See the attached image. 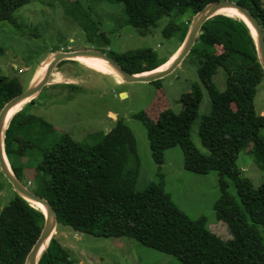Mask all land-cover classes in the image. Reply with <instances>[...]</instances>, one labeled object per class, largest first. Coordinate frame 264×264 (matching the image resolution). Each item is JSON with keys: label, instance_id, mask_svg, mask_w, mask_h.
<instances>
[{"label": "trees", "instance_id": "1", "mask_svg": "<svg viewBox=\"0 0 264 264\" xmlns=\"http://www.w3.org/2000/svg\"><path fill=\"white\" fill-rule=\"evenodd\" d=\"M29 0H0V21L16 24L15 10ZM121 3L124 23L140 35L148 34L160 18H170L162 33H179V44L160 60L148 47L122 53L106 52L130 73L164 63L183 41L192 16L207 3L218 0H106ZM257 18L264 36L262 0H234ZM184 16L181 21L178 18ZM102 51V50H101ZM1 52V49H0ZM187 56L193 57L200 83L207 91L210 112L198 123V136L206 152L192 143L190 128L198 117L200 86L191 85L180 112L166 108L155 121L144 111L134 114L146 128L150 154L161 165L165 148L179 146L183 167L199 174L217 171L219 197L213 203L217 220L231 237L222 240L207 227L203 216L192 219L164 189V177L136 188L139 159L135 139L122 119L95 142H80L67 131H58L43 117L26 113L23 105L8 120L4 149L16 176L52 205L58 224L103 237H129L140 244L172 255L181 264H264V181L254 187L236 165L241 148L252 143L256 163L264 169V115L253 108L256 86L264 71L246 24L235 16L216 14L206 19ZM186 56V57H187ZM79 65L74 60H62ZM94 68L104 74L103 70ZM218 68L225 73V89L213 82ZM60 79L57 78V81ZM157 80L151 83L157 84ZM75 86L73 83H67ZM25 87L16 77L0 75V109ZM0 174L2 175L1 171ZM30 177V178H29ZM232 183L235 194L229 193ZM2 183L0 182V190ZM43 213L14 193L0 208V264H24L37 239ZM37 264H76L68 250L53 236Z\"/></svg>", "mask_w": 264, "mask_h": 264}, {"label": "rangeland", "instance_id": "2", "mask_svg": "<svg viewBox=\"0 0 264 264\" xmlns=\"http://www.w3.org/2000/svg\"><path fill=\"white\" fill-rule=\"evenodd\" d=\"M262 3L264 5V0ZM13 16L16 17L14 25L0 21V75L16 77L25 88L34 78L36 68L55 50L95 48L122 53L148 47L162 60L180 39L178 32L169 37L163 35L162 29L170 20L166 16L160 18L148 34L140 35L124 23L121 3L106 0H29L15 10ZM178 19L183 21L184 16ZM186 56L173 71L158 79L157 84L118 83L110 72L97 67L108 73L104 74L82 64L86 62L72 59L79 65L72 62L56 65L48 84L34 97L33 103L25 105V111L43 117L58 131H67L80 142H95L100 133L112 128L116 119H122L135 139L139 159L136 188H143L151 181L158 182V174H163L164 189L175 205L192 219L205 217L208 229L227 240L231 237L230 232L224 222L217 220L213 209V203L219 197L217 171L199 174L186 170L179 146L165 148L163 163L156 164L150 154L146 128L134 117L137 112L144 111L155 121L158 113L166 108L180 112L189 101H184L183 96L196 83L200 86L201 100L198 117L189 134L194 146L200 152H206L198 136V123L202 115L210 112V101L198 79L193 57ZM213 82L218 90L225 89L222 68L217 69ZM253 108L257 114L264 115V78L256 86ZM259 135L264 137V128L259 130ZM251 147L249 142L241 148L235 162L256 187L264 181V169L256 163ZM0 182L1 208L14 197L15 191L3 174H0ZM26 185L33 186L30 182ZM227 190L235 194L231 182ZM53 236L68 250L76 264H181L172 255L129 237L94 236L75 231L65 224H58Z\"/></svg>", "mask_w": 264, "mask_h": 264}, {"label": "water", "instance_id": "3", "mask_svg": "<svg viewBox=\"0 0 264 264\" xmlns=\"http://www.w3.org/2000/svg\"><path fill=\"white\" fill-rule=\"evenodd\" d=\"M221 9L234 10L238 15L235 17L241 19L246 24L254 41L257 61L264 71V36L263 30L257 18L246 7L234 0H218L207 3L203 8H201L192 16L183 41L173 53V55L175 54L173 59H171L168 65L163 69L159 70L156 69V67L150 70H145L143 72L130 73L112 57L107 55L105 52L95 48L55 50L52 52L51 57L47 61L46 68L42 77L34 83L30 82L23 91L12 97L2 106V108L0 109V171L5 179L10 183L16 194L28 201L33 207H36L33 203L39 205L40 208H36H38L43 213L42 228L37 239L28 251L24 260V264H37L40 255L42 254L43 250L46 249L50 239L55 233L57 219L55 211L50 202L44 197L31 191V189H29L27 185H25L16 176L7 160L4 149V131L6 129L9 118L12 116L8 115L9 110L22 101H26L23 104L25 105L26 103L34 99V97L40 92L43 86L48 84L49 77L58 62L62 60H72L79 55L93 56L103 59L121 78V83L151 82L153 80L160 79L164 75L173 71L189 53L192 45L195 42L196 35L202 23L213 15L224 14L220 12ZM252 28L255 31L254 33L252 32Z\"/></svg>", "mask_w": 264, "mask_h": 264}, {"label": "bare ground", "instance_id": "4", "mask_svg": "<svg viewBox=\"0 0 264 264\" xmlns=\"http://www.w3.org/2000/svg\"><path fill=\"white\" fill-rule=\"evenodd\" d=\"M220 12L224 13V14H228V15H231V16H238L236 14V12L232 9H221ZM252 32L254 33V29L252 28ZM175 55V54H174ZM174 55L172 54L164 63H162L161 65H159L156 69H163L165 68L169 61H171V59H173ZM74 59H78V60H81L83 62H86V63H89L93 66H96V67H99L105 71H108L110 72L116 79L115 81L118 82V83H121V78L116 74V72L113 70V68H111V66H109L107 64L106 61H104L103 59H100V58H97V57H93V56H85V55H79L77 57H75ZM47 61H44L43 63H41L37 68H36V73L34 75V78L30 81L31 83H34L36 82L37 80H39L44 71H45V68H46V64H47ZM121 96H125V93H122ZM26 102V101H25ZM24 101L16 104L15 106H13L9 112H8V115L11 116L13 115L16 111H18L20 108L23 107V104L25 103ZM36 207L40 208L39 205L33 203Z\"/></svg>", "mask_w": 264, "mask_h": 264}, {"label": "crops", "instance_id": "5", "mask_svg": "<svg viewBox=\"0 0 264 264\" xmlns=\"http://www.w3.org/2000/svg\"><path fill=\"white\" fill-rule=\"evenodd\" d=\"M173 53H174V52H173ZM171 55H172V54H171ZM171 55H170V56H171ZM170 56H169V57H170Z\"/></svg>", "mask_w": 264, "mask_h": 264}, {"label": "flooded vegetation", "instance_id": "6", "mask_svg": "<svg viewBox=\"0 0 264 264\" xmlns=\"http://www.w3.org/2000/svg\"><path fill=\"white\" fill-rule=\"evenodd\" d=\"M99 50V49H98ZM101 51V50H100ZM107 54V53H106ZM108 55V54H107Z\"/></svg>", "mask_w": 264, "mask_h": 264}]
</instances>
